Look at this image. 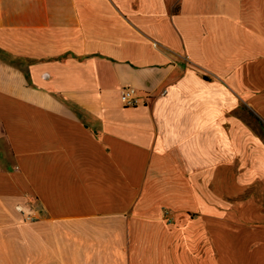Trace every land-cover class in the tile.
Masks as SVG:
<instances>
[{
  "label": "crops",
  "instance_id": "0c3cea01",
  "mask_svg": "<svg viewBox=\"0 0 264 264\" xmlns=\"http://www.w3.org/2000/svg\"><path fill=\"white\" fill-rule=\"evenodd\" d=\"M262 129L264 0H0V264H264Z\"/></svg>",
  "mask_w": 264,
  "mask_h": 264
},
{
  "label": "built area",
  "instance_id": "2783aa9c",
  "mask_svg": "<svg viewBox=\"0 0 264 264\" xmlns=\"http://www.w3.org/2000/svg\"><path fill=\"white\" fill-rule=\"evenodd\" d=\"M138 99L136 90L132 87H125L120 91V100L124 107H136L139 103ZM16 211L22 215L24 221L26 222H30L35 219L34 214L21 205L16 206ZM167 221H170L169 217L167 218Z\"/></svg>",
  "mask_w": 264,
  "mask_h": 264
},
{
  "label": "rangeland",
  "instance_id": "374dc122",
  "mask_svg": "<svg viewBox=\"0 0 264 264\" xmlns=\"http://www.w3.org/2000/svg\"><path fill=\"white\" fill-rule=\"evenodd\" d=\"M245 113H246V118H247V125H249V127L251 129L256 130L258 132L259 131L258 121L254 118L253 113L251 111H249L248 109L245 110ZM262 131H263V129H262ZM263 134H264V131L262 133L263 140H264Z\"/></svg>",
  "mask_w": 264,
  "mask_h": 264
}]
</instances>
